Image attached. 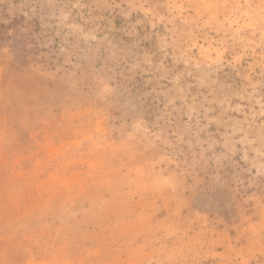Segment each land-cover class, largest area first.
I'll return each instance as SVG.
<instances>
[{"label":"rangeland","instance_id":"rangeland-1","mask_svg":"<svg viewBox=\"0 0 264 264\" xmlns=\"http://www.w3.org/2000/svg\"><path fill=\"white\" fill-rule=\"evenodd\" d=\"M0 264H264V0H0Z\"/></svg>","mask_w":264,"mask_h":264}]
</instances>
